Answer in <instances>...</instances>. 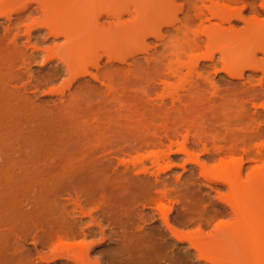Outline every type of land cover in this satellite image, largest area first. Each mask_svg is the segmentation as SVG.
<instances>
[{"label": "rangeland", "instance_id": "rangeland-1", "mask_svg": "<svg viewBox=\"0 0 264 264\" xmlns=\"http://www.w3.org/2000/svg\"><path fill=\"white\" fill-rule=\"evenodd\" d=\"M26 2L0 0V264H264V0L120 31Z\"/></svg>", "mask_w": 264, "mask_h": 264}, {"label": "bare ground", "instance_id": "bare-ground-1", "mask_svg": "<svg viewBox=\"0 0 264 264\" xmlns=\"http://www.w3.org/2000/svg\"><path fill=\"white\" fill-rule=\"evenodd\" d=\"M10 1H14V0H2V2H5L6 4H8ZM71 0H27L26 4L24 5V10H29L30 7H33L34 4H37L39 6V9H41L42 13L44 15H48L49 11L48 9L54 8L56 6H59V4H67L70 3ZM92 4H95V6H99L101 8L100 10V14L95 18L94 22V26L96 29L98 30H104V29H115L117 31H120L122 29H124L127 25H124L123 23V19L126 16L131 17V24L132 25H137L139 21L142 20H151V18L153 17V14L145 15L143 16V14H141V11H143L144 8H150V10L154 11L153 8H156L159 2H162L163 0H89ZM169 2H173V0H169ZM25 12V11H24ZM211 15L213 17H220L223 20H225L228 16L231 15V12L228 11L226 8H220V7H216L214 8L212 11H210ZM21 19V17H20ZM105 20V21H104ZM169 18H167V22H169ZM51 21L46 22L44 28H46L48 30L47 36H49V38H52L54 41L58 38H60L61 36L65 37L66 39L70 40V36L68 34H66V32L58 30L56 27H54L51 24ZM110 21V22H108ZM104 23H107L106 25ZM251 24H253V26L255 28H258V24H256V20H254L253 22H251ZM161 30V28H159V31ZM231 31H225L222 28H206L203 31H201V35H204L208 41L209 44L212 43V41H216L217 39L220 38V36H224V35H228L230 34ZM197 36H199L197 34ZM199 38V37H197ZM199 39H196V42ZM57 60H60V63H64L65 59L59 58ZM54 61H56V59H54ZM67 64V63H66ZM164 86L166 88V83L164 82ZM173 103L176 105V103H182V96L179 95L178 99L175 101H173ZM261 108L264 109V104L261 105ZM263 115V114H262ZM264 116V115H263ZM261 128V126H260ZM149 172L150 176V171L147 170ZM145 171V172H147ZM128 172V171H127ZM140 172L141 175L140 176L139 173L137 176L140 177L142 179H144V174L145 173ZM147 172V173H148ZM124 174V173H123ZM132 176V175H131ZM134 177L136 175H133ZM132 176V178H134ZM136 176V177H137ZM135 177V179H137ZM130 178V177H129ZM130 178V181L133 183V179ZM139 178V179H140ZM149 177L146 178L147 179ZM160 178V177H159ZM159 178L157 177L156 179L159 180ZM134 179V180H135ZM140 181L141 182H145V180ZM151 179V177H150ZM129 181V183L131 184V182ZM148 185L149 187L143 188L141 185H143V183H141L140 188L147 189L151 187V189L157 185L155 183H150V180ZM152 181V180H151ZM147 182V180H146ZM146 182L144 184H146ZM148 183V182H147ZM132 185V184H131ZM134 185V184H133ZM147 185V184H146ZM145 185V186H146ZM152 185V186H151ZM136 187V186H135ZM139 189V188H138ZM146 190V191H147Z\"/></svg>", "mask_w": 264, "mask_h": 264}]
</instances>
